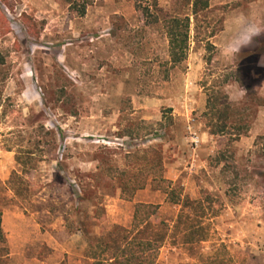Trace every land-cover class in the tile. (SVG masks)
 I'll list each match as a JSON object with an SVG mask.
<instances>
[{"label":"rangeland","instance_id":"374dc122","mask_svg":"<svg viewBox=\"0 0 264 264\" xmlns=\"http://www.w3.org/2000/svg\"><path fill=\"white\" fill-rule=\"evenodd\" d=\"M154 2L146 25L137 5ZM247 4L193 15L192 0H104L75 17L63 0H0V264H92L87 243L128 229L137 203L159 205L157 264H206L220 247L227 264H264V34L238 53L219 43ZM169 15L190 19L174 67ZM156 157L180 205L149 186ZM122 172L145 187L123 197Z\"/></svg>","mask_w":264,"mask_h":264},{"label":"trees","instance_id":"16d2710c","mask_svg":"<svg viewBox=\"0 0 264 264\" xmlns=\"http://www.w3.org/2000/svg\"><path fill=\"white\" fill-rule=\"evenodd\" d=\"M5 3L6 0H1ZM68 5V12L71 16L83 17L87 9L98 1L104 0H63ZM210 0H192V14L197 15L205 11L209 6ZM154 13L150 12V9ZM138 11H142L143 19L146 25H155L160 21V9L154 4H149L144 8L137 5ZM160 13V14H159ZM163 29L168 41V64L174 67L183 63L187 59L189 47V29L190 19L187 16H165L162 20ZM0 63L3 60L0 57ZM163 129L162 123L159 124ZM152 129L149 127V134ZM132 137V134L125 135ZM18 165L23 164L21 158L16 157ZM113 172L114 170L111 169ZM130 175L127 180H123V176ZM149 186L152 190L165 195L167 203L172 205H180L182 195L181 191L174 187L172 183L163 177L162 166L158 157L151 161L149 166ZM118 177L120 181V189L123 197L130 198L137 190L145 187L146 179H139V176L122 172ZM126 178V177H125ZM19 177L11 176L9 183L16 185ZM15 195H18L15 190ZM83 199H88V194L83 189ZM159 205L137 203L134 206L131 226L126 229L114 226L106 234H102L92 238L86 245L84 257L92 262V264H157L159 250L163 245L165 234L163 228L152 221L156 217ZM103 210L97 208L92 215L85 216V221L89 225L96 226L102 220ZM86 222V223H87ZM2 212L0 211V243H5V236L1 227ZM81 230L86 234V225L82 223ZM224 247L216 250L212 258L207 260L206 264H227L223 258ZM229 262V260H228ZM232 264V263H230Z\"/></svg>","mask_w":264,"mask_h":264},{"label":"clouds","instance_id":"9594fccd","mask_svg":"<svg viewBox=\"0 0 264 264\" xmlns=\"http://www.w3.org/2000/svg\"><path fill=\"white\" fill-rule=\"evenodd\" d=\"M264 34V0H248L244 10L226 14L219 37L221 50L238 53Z\"/></svg>","mask_w":264,"mask_h":264},{"label":"built area","instance_id":"2783aa9c","mask_svg":"<svg viewBox=\"0 0 264 264\" xmlns=\"http://www.w3.org/2000/svg\"><path fill=\"white\" fill-rule=\"evenodd\" d=\"M193 143L194 144H197L198 143V140L197 139H192Z\"/></svg>","mask_w":264,"mask_h":264}]
</instances>
